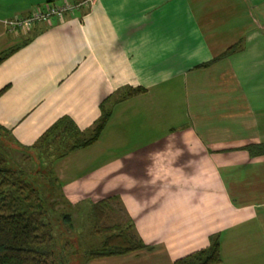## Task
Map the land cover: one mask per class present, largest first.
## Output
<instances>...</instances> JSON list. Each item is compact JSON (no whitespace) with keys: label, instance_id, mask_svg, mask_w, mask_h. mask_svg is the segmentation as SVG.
Listing matches in <instances>:
<instances>
[{"label":"crops","instance_id":"1","mask_svg":"<svg viewBox=\"0 0 264 264\" xmlns=\"http://www.w3.org/2000/svg\"><path fill=\"white\" fill-rule=\"evenodd\" d=\"M228 1L79 0L70 12L11 29L5 21L73 2L0 0V54L13 49L0 61V126L30 150L61 116L89 129L105 98L110 116L96 141L116 117L143 119L140 131L149 137L119 144L124 165L150 170L141 168L140 179L126 175L138 188L125 195L138 200L125 197L123 211L145 244L165 229L158 243L169 263L205 246L213 233L220 251L230 229L264 232V155L244 149L264 143V0ZM232 35L239 49L198 66L233 44ZM127 87L144 91L115 101ZM165 100L172 104L164 108ZM164 117L173 122L164 126ZM91 145L62 156L60 173L78 165L64 159L84 157L80 150ZM113 160L107 171L114 174L122 163ZM91 176L67 181L62 192L82 197L85 182L100 180ZM75 180L83 182L78 189Z\"/></svg>","mask_w":264,"mask_h":264},{"label":"rangeland","instance_id":"2","mask_svg":"<svg viewBox=\"0 0 264 264\" xmlns=\"http://www.w3.org/2000/svg\"><path fill=\"white\" fill-rule=\"evenodd\" d=\"M231 1L232 0H229L228 2ZM234 12L229 10L227 17L234 18ZM213 22L214 21H212V23ZM228 39L229 41H234L233 43L236 41V37L233 35ZM171 102L172 101L165 100L163 102L164 108L171 105ZM126 115L127 118L131 117L129 121H123V116L122 118H120V116L116 117L115 123L113 122L114 126L110 125L106 127L98 141L90 147L80 150V153H87L84 157L82 156L79 158L81 154L74 153L64 159L63 161L69 163L72 156L77 159L78 163L76 166L73 162L70 170L64 169L65 173H60L62 164H57L61 157L53 159V157L49 158L45 153L38 152L33 148L30 150L20 148L13 143L9 134L0 131V145L5 149L10 167L14 170L22 171L24 178L34 185L39 195L47 199L48 203H52L47 206V220L50 223L51 232L54 236L53 253L55 264H171L168 262V254L161 250L163 245L158 243L165 230L162 227L161 230L156 231L155 235L147 241V245L152 248V250L149 249L151 251L143 249L125 255L85 260V253L89 249L97 248L102 241L101 235L92 232L90 215L91 203L112 193L117 195V199L114 198L109 200L111 209L105 211L106 217L101 220L100 224L111 225L113 223L126 222L127 215L123 211L125 197L131 196L138 200V197L134 196L132 193L125 195L127 190L132 191L134 188H138L135 182H130V184L127 185L125 181L126 175L128 174L131 179H140L141 168L144 174H146L145 171H150L146 168L144 171V167L139 164L131 166L123 164V160L125 161L123 153L126 150L119 144H123L126 141H139L145 136L149 137L151 134L141 133L145 127L143 119L141 120V118L139 119L128 113ZM120 119L121 121H119ZM172 122V118L164 117L163 125L166 126ZM138 123L141 125L139 126ZM263 135L264 131L261 132V136ZM132 151L134 155L135 150ZM116 157L118 159L117 162L122 164L117 165L115 171L112 170L114 171L113 174V172L107 171V160L112 161ZM112 166L113 164L110 165V168ZM125 167H128L127 170L130 171L126 173ZM92 174L99 177L100 180L98 182H91L92 184L88 181L85 182V188L80 191L82 197H80V195H75L74 192L69 195H65L62 192L61 186L66 184L67 181L74 180L76 177L86 179ZM152 181L153 180L147 181V183L151 182L148 189H153L154 182ZM82 183L83 182L80 180L77 182L75 180L72 184L78 189ZM262 186L264 187L263 183ZM144 209L145 207H142V209L139 210L141 212L138 211L136 215L140 217L144 215L143 213L146 211ZM63 213H67L69 216V223H67L66 218L62 216ZM145 222H147V220ZM247 225L248 222L242 227H246ZM145 228H147V226H145ZM133 231L135 235H137L135 230ZM263 233L264 232L258 229L257 226L254 228H247L245 231L230 229L225 232V236L223 237L224 241L220 250L221 261L219 264H264Z\"/></svg>","mask_w":264,"mask_h":264},{"label":"trees","instance_id":"3","mask_svg":"<svg viewBox=\"0 0 264 264\" xmlns=\"http://www.w3.org/2000/svg\"><path fill=\"white\" fill-rule=\"evenodd\" d=\"M79 0H72L73 4ZM240 48L237 41L227 46L209 62L228 56ZM13 49L0 54V61ZM5 87L0 88V93ZM141 87H127L115 101L123 100L143 92ZM107 98L100 102V114L87 130H80L67 116L57 118L39 136L31 148L45 153L53 159L87 147L99 137L110 116L105 107ZM0 131L8 133L0 126ZM250 157L264 155V143L248 144L244 147ZM115 196L100 198L90 205L92 232L102 236L101 244L85 253V260L129 254L150 247L132 232V224H100L106 217L105 211L111 209L109 200ZM47 199L42 198L34 185L24 178L20 170H14L8 163L4 147L0 145V264H55L54 236L47 220ZM70 222L67 213L63 215ZM218 233L208 236L207 244L180 257L171 264H219Z\"/></svg>","mask_w":264,"mask_h":264},{"label":"built area","instance_id":"4","mask_svg":"<svg viewBox=\"0 0 264 264\" xmlns=\"http://www.w3.org/2000/svg\"><path fill=\"white\" fill-rule=\"evenodd\" d=\"M77 4L64 2L62 4H47L43 9L35 10L26 17H15L11 20L5 21L6 26L9 28H25L30 26L33 22H44L49 19L50 16H60L63 12H70Z\"/></svg>","mask_w":264,"mask_h":264}]
</instances>
